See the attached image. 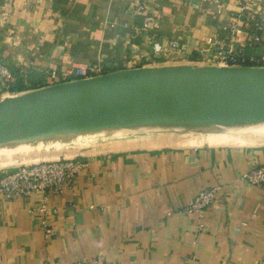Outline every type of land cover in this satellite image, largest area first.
Returning a JSON list of instances; mask_svg holds the SVG:
<instances>
[{
  "label": "crops",
  "instance_id": "0c3cea01",
  "mask_svg": "<svg viewBox=\"0 0 264 264\" xmlns=\"http://www.w3.org/2000/svg\"><path fill=\"white\" fill-rule=\"evenodd\" d=\"M130 1L0 0V58L41 73L74 62L114 69L124 58L152 66L151 45L136 30L142 16L124 13ZM146 1L155 40L186 45V61L157 58L156 65L205 64L195 62L200 38L221 34L226 21L241 25L245 6L264 9V0ZM241 39L239 52H261ZM211 134L153 131L76 157H38L84 158L89 165L53 197L49 238L39 216L27 212L39 196L0 195V264H264V184L241 177L264 167V132ZM9 165L0 164V174ZM215 186L221 189L201 215L186 211L199 190Z\"/></svg>",
  "mask_w": 264,
  "mask_h": 264
},
{
  "label": "water",
  "instance_id": "95a60500",
  "mask_svg": "<svg viewBox=\"0 0 264 264\" xmlns=\"http://www.w3.org/2000/svg\"><path fill=\"white\" fill-rule=\"evenodd\" d=\"M255 117H264L262 65L140 66L3 96L0 145L146 121Z\"/></svg>",
  "mask_w": 264,
  "mask_h": 264
},
{
  "label": "built area",
  "instance_id": "2783aa9c",
  "mask_svg": "<svg viewBox=\"0 0 264 264\" xmlns=\"http://www.w3.org/2000/svg\"><path fill=\"white\" fill-rule=\"evenodd\" d=\"M244 8L246 13L241 14L239 21L241 25H238V19L226 21L221 25V34L207 35L200 38L198 48L195 50L197 54L195 62L217 66H234L247 65L256 60L255 57L259 54L254 53L246 56L237 50L236 44L244 42L241 39V36L244 35L247 41L250 40L254 44H258L262 39L264 31V25H262L264 16L259 14L257 17L258 11L247 6ZM147 10L148 4L146 0H131L129 6L125 8L124 13L129 17L142 16L141 23L136 27V30L145 32V40L151 45L152 54L150 58L152 65L158 64L154 61L157 58L170 61H186L185 44L179 43L176 40H168L163 44L155 40L157 22ZM249 29L254 31L250 38L245 33ZM243 33L245 34L242 35ZM141 57L143 55L136 56L140 60ZM134 67H140L139 63L133 64L125 58L122 65L114 69L106 68L100 63L95 62H74L69 67L62 69L53 68L46 70L41 86L88 78L115 69ZM12 79L11 70L0 58V98L17 93L8 89V83ZM88 165L87 159L64 157L20 162L16 167L9 166L6 171L0 174V195L7 198L39 196L37 203L30 206L27 212L39 216L44 236L45 238H49L52 234L49 221L51 216L56 213L55 208L51 205L53 197L62 194L65 189H71L76 176L84 172L88 168ZM241 177L251 185H262L264 184V167L252 168L243 173ZM220 189L219 186H215L199 190L186 206V211L201 215L204 209L213 203ZM201 227L202 224H199L198 228ZM72 264L83 263L77 261Z\"/></svg>",
  "mask_w": 264,
  "mask_h": 264
},
{
  "label": "rangeland",
  "instance_id": "374dc122",
  "mask_svg": "<svg viewBox=\"0 0 264 264\" xmlns=\"http://www.w3.org/2000/svg\"><path fill=\"white\" fill-rule=\"evenodd\" d=\"M254 10L258 11L257 17L259 16V14L261 16H264V9L263 8H255ZM4 23L5 22H2L1 23L2 25H0V26H3ZM262 25H264V19L262 21ZM258 45L261 48V52L259 53V55L257 57H255L256 60L254 62H250V64L264 66V31H263L262 39L258 43ZM10 63H11V66H13L14 68H18V66H19V65H16L18 63V61H16V59L11 58ZM143 63H146V62H143ZM38 73H39L38 79L43 80V77H44L43 74H45V72L44 73L38 72ZM40 85H42V83H40ZM114 129H116V128H107V129H104V131L106 132L107 135H109L111 133V131ZM126 129L136 130L135 127H126ZM153 131H154L153 129H148V130L139 131V132L133 131L132 133L123 134V135L118 136V137H113V136L107 137L106 135H103V134H101L102 136L96 135L94 137L79 136L74 141H72V140L76 136L75 133H72V134L68 133V134L64 135L63 137H56V138L55 137H47L45 140H49V141L48 142L45 141L46 144H43V145H36L34 147V146H31V144H28V146L18 147V148H10L7 151L0 152V164H2L5 161L4 163L10 164L9 166H15L16 167L20 162L22 163V162H28V161H35L40 156L50 157V156H58V155L66 154V156H68V157H71L72 155H73V157L74 156L76 157L81 153H85L87 151L92 150L93 148L96 149L97 147L104 144L105 142L115 140V139H128L129 137L148 135ZM163 131H166V130H163ZM80 134H82V133H80ZM59 140L62 141V144H56V145L51 146V144H53L51 142H56ZM42 143H44V142H42ZM15 145H17V144H15ZM23 145H25V144H23ZM48 145H50V146H48ZM12 156H18V157H16L15 159L14 158H11V159L7 158V157H12ZM24 159H25V161H24ZM15 167H12V168H15Z\"/></svg>",
  "mask_w": 264,
  "mask_h": 264
},
{
  "label": "bare ground",
  "instance_id": "6f19581e",
  "mask_svg": "<svg viewBox=\"0 0 264 264\" xmlns=\"http://www.w3.org/2000/svg\"><path fill=\"white\" fill-rule=\"evenodd\" d=\"M125 127H135L136 130H129L126 128H117V129L112 130L111 133L107 135L104 130L95 129L90 133H82V134L75 133L76 136L74 137L73 140L72 139L71 140L74 141L79 136L94 137L96 135H101V134L106 135L107 137L108 136L118 137L123 134L132 133L133 131L139 132V131H144L148 129H153V130L167 129V130L175 131V132L186 131V130H196V131L205 130L206 132L214 133V134H211L210 136L250 133V131H258V132L263 133L264 132V117L228 119V120H217V121H200V122L179 121V120L146 121V122L132 123ZM69 133L72 134V132H69ZM215 133H219V135H216ZM66 134L56 133V134H53L47 137H55V138L63 137ZM47 137L42 138L38 136V137L31 138L27 141L10 142V143L1 144L0 152L7 151L10 148L28 146V144H31V146H34V147L36 145H43V144H46L45 141L46 142L49 141V140H45ZM16 157L18 156H12V157H7V158L15 159Z\"/></svg>",
  "mask_w": 264,
  "mask_h": 264
},
{
  "label": "trees",
  "instance_id": "16d2710c",
  "mask_svg": "<svg viewBox=\"0 0 264 264\" xmlns=\"http://www.w3.org/2000/svg\"><path fill=\"white\" fill-rule=\"evenodd\" d=\"M194 55L195 57H197L196 53H194ZM4 62L9 67L12 73L13 79L8 83V89L10 91L19 92L35 88L37 86H41L40 83H42L43 80L38 79V72L22 71L20 68H14L13 66H11V64L7 63L6 61Z\"/></svg>",
  "mask_w": 264,
  "mask_h": 264
}]
</instances>
